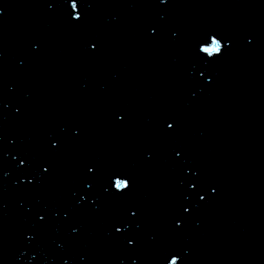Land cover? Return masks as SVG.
Here are the masks:
<instances>
[{"label": "water", "instance_id": "obj_1", "mask_svg": "<svg viewBox=\"0 0 264 264\" xmlns=\"http://www.w3.org/2000/svg\"><path fill=\"white\" fill-rule=\"evenodd\" d=\"M12 5H18V7L21 9V11H10V6ZM26 6V7H25ZM0 9H2V13H0V16L4 15V18H7L6 24L8 26H11V29L14 30V27H17L18 30L23 27L24 22L28 19H34L33 12H30V7L28 6V2L25 0H0ZM7 16V17H6ZM16 20H19L18 23ZM1 22V18H0ZM13 25V26H12ZM6 30V28L4 29ZM3 36H0V43L5 42L3 40ZM45 45L42 47L44 48ZM41 46H39L37 49H40ZM41 48V49H42ZM46 50V49H43ZM13 51L9 53L11 55ZM6 55V53H5ZM11 57V56H10ZM12 58V57H11ZM38 61V63L41 64L39 66L41 69H44V73L41 74V78L43 82L36 81L35 83H41L40 85L47 84V77L51 76V74L55 76H62L64 77L66 75V69L63 65V63H60L58 65V62L55 58H48L47 56H44L41 54V52H37L35 57ZM7 60H10L9 57H7ZM33 67V66H32ZM49 67V68H48ZM26 71H21L20 74L25 73ZM88 79H84V82H87ZM58 83L57 86L53 89L52 92H56L59 88H63V84ZM216 84L212 83L209 86L210 89H213ZM43 95H39L40 97ZM47 96L44 94V97ZM37 98V97H36ZM55 105V103H54ZM54 105L50 106L47 105V108H44V111L51 114V118H53L48 125L52 126V129H49L51 131L50 139L46 140V147L51 149V154L53 158L51 159L52 164H46V165H52V169L48 172H45L43 170H40V172L33 173V166L39 167L38 164H45L46 158H48V153L44 151V149L40 146H38L36 143L33 144L34 149L37 151L36 158L33 159L35 161L34 164H28L24 168L21 169V171H17L18 173L13 172V170L3 164L4 160H7V158L0 159V188L4 189L6 192V195H9L10 198L14 199L16 198V209H14L15 215L14 218L20 221H23L24 223H21V225L18 227L17 225L14 226V231L22 233L15 234L14 231L10 233V217L0 220V231L4 233H0L3 237H0V264H78V261L75 262V260H71V252L69 250V247H71V244L73 246H76L79 248L80 241L85 239L90 242L89 250L87 253V258L91 260V264H94L96 259H100L103 257L104 254L102 253V249L105 246H109L106 248L105 252L108 255V259L113 256L115 245L114 243H117L118 236L116 235V231H113V233L110 230V227L107 226V223L109 222V216L108 212L106 211L108 203L104 202L103 199L101 200H95V207L94 210L91 211L89 208L86 207V204L90 202L92 197L95 198L96 194L101 191V188L99 185H96L97 188L92 193V190L87 187L88 184L92 181H96L97 178H81L80 175H88L89 177H92L93 173H88L87 167L84 168L83 164H89V165H95V175H97V165L100 164L101 158L104 159L106 163H109L111 161V158H108V156H103L104 153L97 155L94 150L95 147L93 145V140L91 139H84L80 140L79 137L82 134V132H86L88 128L93 125H86L87 119L86 117L81 116L80 118L77 116L79 114L76 111V108L72 107L71 109L75 110L76 112H72L70 114V118L68 121L63 122L62 120L65 119L61 118L60 120L58 118H55L56 115L53 114ZM204 106H206L208 110V116L213 115L214 113L217 114V120H214L210 122L209 131L215 130L216 133L218 131L215 129V125H218V122H223L225 126H227V131L222 132L218 134L219 142H223L222 139L225 137H229L230 134H235V124L228 121L226 122V115L222 110L216 111L214 110L215 105L213 103H209L207 100L203 103ZM165 105H161L160 107L163 108ZM167 107V106H165ZM51 110H50V109ZM148 109L152 111L160 110L161 108H154L152 105H149L147 107ZM44 113V112H42ZM167 113H170L168 122L174 121L177 119L175 112H170V110L167 111ZM200 117V116H199ZM192 123L195 121V118H189L186 117L185 120H188ZM215 119V118H213ZM66 120V119H65ZM185 120L181 121L178 120V125L174 123L173 127H177L176 129H179V123H184ZM67 125L68 129L70 130L69 133H63L65 131L64 127ZM142 126V122L140 124ZM60 126H63L61 129ZM91 127V128H92ZM46 129V128H45ZM47 130V129H46ZM190 130L195 131V125L190 126ZM188 132V131H187ZM145 133V132H142ZM182 134V132H179ZM22 131H19V134L15 136V138H18L19 143L17 142L12 148L9 149L10 154L8 156H12L14 159L17 158V155H22L24 158H26L29 155V149L24 145V143L27 141L25 137L21 138ZM64 135L67 138L68 144L65 145L64 141L65 139H60L58 135ZM151 135H157V133L152 132ZM256 137L252 138L249 137L248 141H251L254 139L258 143L263 142L264 137L262 135H254ZM46 137V136H45ZM13 138V140L15 139ZM243 135L242 133L238 134L234 139L226 141V144L232 146L233 148H236L238 144H240L243 141ZM31 139V137L29 138ZM57 140L58 143L62 141L61 145L58 148H68L67 150V158L64 157L63 162L56 164L57 154L55 151V148L52 145V140ZM144 139H148V136L145 135ZM80 140V141H78ZM91 140V141H90ZM217 140V141H218ZM151 142V139H149ZM230 142V143H229ZM74 144V147L72 145ZM217 144V142H216ZM77 146V147H75ZM42 151V155H41ZM162 148L159 149V153L161 154ZM74 156L73 157L71 156ZM112 155V153L110 154ZM163 154H161L162 156ZM79 156V158H77ZM71 157V158H70ZM252 159V158H251ZM250 161V159L248 160ZM67 165V168L63 170V166ZM234 170V169H233ZM231 171L232 174L236 175V172ZM61 172L62 176L64 178H70L69 180H63V182L59 183V189L65 188V191L62 194L57 193L59 189L55 192H51L50 189H52L54 186H56L57 183L54 175L57 172ZM73 171V174L70 175L69 172ZM14 174H16V179L14 178ZM29 176V177H28ZM264 175L261 176L263 178ZM27 179V181H26ZM30 179L37 180L38 188H41V191L37 189V186L34 185V182H30ZM223 181V177L221 176V179ZM221 181V182H222ZM262 182H264V179H262ZM86 185V190H85ZM93 186V185H92ZM7 187L9 189H7ZM10 189H17L16 192H13ZM71 192L79 191L81 194L78 197H69ZM19 191V192H18ZM41 193V194H40ZM35 194V198H34ZM93 194V195H92ZM44 195V196H43ZM38 196L40 197H49L48 205L42 206L41 202L42 199H38ZM245 195L243 194V191L237 192L236 195L231 193V195H226L225 200L223 201L228 208L229 213H236V212H243L244 211V205L243 208L240 205L242 204L245 199ZM23 199V201H21ZM228 199H233L231 203ZM76 200V201H73ZM80 200V201H78ZM190 203H194L196 205H192L193 207H188L190 209L188 211V214L196 212V214H199L198 208L201 205V202L198 201V197L194 198V200L189 199ZM235 201V202H233ZM4 202V204H9L10 202L5 199V195L0 197V203ZM81 202V203H79ZM77 204L81 205L80 208H83L79 211H74L73 215H69V209L74 208L77 206ZM223 204V203H222ZM41 206V207H39ZM48 206V210L50 212V215H47L46 208ZM119 204L116 206L118 207ZM202 207H204L202 205ZM226 209V208H224ZM29 210V212H28ZM35 210V212H34ZM13 212V209H12ZM120 215H122V212L120 210L117 211ZM2 211L0 212L1 215ZM10 215V212H7ZM41 213H43V216L46 217L43 221H41L39 218L36 219V217L42 216ZM91 217V218H90ZM88 218H90L88 220ZM123 218L126 217L123 215ZM242 216H239V219H241ZM95 220V224H93ZM248 221V220H247ZM249 222V221H248ZM89 224V225H88ZM255 225H257L259 228H261L264 231V222L260 223L257 222ZM82 226V227H80ZM110 230V231H109ZM10 233V234H9ZM111 234L114 235V238L111 236ZM83 236H87L88 238H84ZM132 235L125 236L124 239L131 238ZM13 239V240H12ZM39 243V248H34L35 243ZM97 249L96 253H91V251H94ZM61 250H65V258L61 255ZM92 254V255H91ZM126 254V251H121V254L117 256L116 258L121 257V259H124ZM75 256V255H74ZM98 257V258H97ZM136 260L139 261V257L135 255ZM85 258V259H87ZM109 261L114 262V259H110Z\"/></svg>", "mask_w": 264, "mask_h": 264}, {"label": "snow or ice", "instance_id": "obj_2", "mask_svg": "<svg viewBox=\"0 0 264 264\" xmlns=\"http://www.w3.org/2000/svg\"><path fill=\"white\" fill-rule=\"evenodd\" d=\"M68 2L71 5V9L72 11L70 12V18L75 21V22H79L82 21L84 16L83 13L78 9V0H68ZM161 3H166L167 0H160ZM51 7V5H49ZM2 9H0V13H2ZM157 31V29L153 28L152 32L155 33ZM232 41L230 38L227 37H222L220 34L218 33H209L206 34L204 39L201 40L200 42H198L197 44V52L198 53H204L206 55L205 58L207 60L208 63H212L214 62L218 57L222 56L224 51L228 48L231 47ZM91 47L93 49L97 48L98 45L97 44H92ZM209 57H211V59H209ZM201 75H204L203 73H201ZM209 81H211V76L208 77ZM19 111V110H18ZM119 119H124L123 116H120ZM174 125V121H169L167 122L166 126L168 129H171ZM52 145L53 146H57L58 145V141L57 140H52ZM175 155L177 157H179L181 155L180 151H176ZM21 164H25L26 160L25 159H21L20 160ZM87 167V171L88 172H94L95 171V165H88ZM44 171L48 172L50 171V168L45 165L44 166ZM124 176L126 178L121 179L120 177ZM109 183L111 188L116 190L117 194L123 195L125 193L126 190H130L131 189V177L127 176L126 174L123 173H113L111 174V176L109 177ZM192 188H195L197 185L196 184H191L190 185ZM87 187L91 188L92 185L88 184ZM105 191H108L107 188H105ZM213 192L216 191L215 188L212 189ZM204 197H201V199H203ZM190 209L188 208H184V211H189ZM131 216L135 217L138 215V211L137 210H130ZM46 217L44 216H40L39 219L41 221H43ZM175 223L177 225H180L182 223L181 220L177 219L175 221ZM116 232L120 233L122 232V227L120 226V222H117V226H116ZM135 239L134 238H127L126 239V243L128 245H134L135 244ZM181 260V257L179 255L173 254L171 255L170 259L167 260V264H179V261Z\"/></svg>", "mask_w": 264, "mask_h": 264}]
</instances>
